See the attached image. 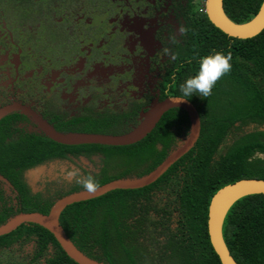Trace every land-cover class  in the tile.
Instances as JSON below:
<instances>
[{
    "label": "flooded vegetation",
    "instance_id": "flooded-vegetation-1",
    "mask_svg": "<svg viewBox=\"0 0 264 264\" xmlns=\"http://www.w3.org/2000/svg\"><path fill=\"white\" fill-rule=\"evenodd\" d=\"M202 13L205 14L204 0H0V107L13 103L27 106L59 131H127L153 103L182 95L179 84L194 75L200 57L213 49L226 54L224 50L230 45L225 47L216 35L189 34ZM178 25L189 29L186 35H179ZM164 48L175 53L177 59L171 60ZM173 74L175 84L169 89ZM255 86L264 91V84ZM244 95V85L233 88L231 83L221 80L211 96L201 98L193 94L185 98L197 113L199 131L203 122H232L216 144L212 160H218L248 132H262L256 135V140L264 142V122L252 121L247 116L248 111L242 105ZM170 109H176L178 115L170 121L172 135L166 153L188 129L185 110L172 107L165 112ZM184 116L186 127L182 122ZM0 132L5 142L24 134L44 136L36 123L20 111H11L0 118ZM255 158L264 164V149L254 150L250 159ZM53 160L60 161L55 175L69 165L97 180L102 168H109L100 152L66 151L62 156L44 159L21 170L29 197L52 204L56 198L82 189L66 177L67 183L61 185L62 192L55 198L48 200L40 191L32 192L26 173ZM182 181H166L172 186L169 192L176 203L175 192ZM165 188L151 189L137 197L136 211L130 212L122 223L136 236L133 242L141 250L138 264H169L167 255L159 257L167 241L185 237L178 231L183 229H177L182 212L167 204L151 205L152 194ZM20 200L18 190L9 181L7 184L0 180V207L15 212L20 208ZM21 242L16 240L0 249ZM28 242L33 243V249L25 264H46V259L54 254L55 247L48 242L34 258L38 251L35 237Z\"/></svg>",
    "mask_w": 264,
    "mask_h": 264
},
{
    "label": "trees",
    "instance_id": "trees-1",
    "mask_svg": "<svg viewBox=\"0 0 264 264\" xmlns=\"http://www.w3.org/2000/svg\"><path fill=\"white\" fill-rule=\"evenodd\" d=\"M261 1L222 0V9L231 21L240 23L256 13ZM189 34L200 37L216 35L224 42L225 47L230 45L223 50L232 54V69L221 80L231 83L233 88L244 85L246 95L242 105L248 111L247 116L252 121L264 122V91L255 86L264 84V27L252 37L232 38L213 26L202 13ZM208 41L207 39L205 42ZM177 115L176 109L168 110L143 138L121 146L65 145L34 134H24L5 142L4 135L0 132V174L21 196L20 208L15 212L45 213L48 210L50 201L43 202L28 196L20 173L21 170L44 159L62 156L66 151L100 152L109 168H102L100 171V178H97L99 184L118 177L137 176L148 172L166 155L172 135L169 129L172 124L170 121ZM238 115L239 113L236 117ZM182 118L186 127V118ZM229 125H232V122L201 123L194 145L146 186L110 190L100 196L64 207L58 221L66 236L79 250L98 261L106 264H138L136 260L139 259L141 250L135 246L133 238L136 236L129 230V226L122 225L124 218L130 212L136 211L134 201L137 197L151 189L172 187L167 180L182 179L175 194L177 211L183 213L180 216L182 222H178L177 229L182 228L183 230L178 231L185 237L183 236L182 240H168L159 257L164 258L163 253L167 255L169 264H220L206 232L207 205L211 195L219 187L240 178L264 179L263 161L258 158L250 159L254 150L264 149V142L256 140V135L263 134L260 131L244 134L240 141L233 142L218 160H212L211 154ZM146 198L150 200L149 197ZM15 212L0 207V223ZM221 232L225 245L237 264H264V194H249L235 200L225 213ZM32 237H35L38 248L34 258L40 255L50 242L55 251L46 259V264H76L64 253L48 230L33 223L21 224L9 233L0 235V247L9 246L20 239L28 241ZM135 247L136 252L133 251Z\"/></svg>",
    "mask_w": 264,
    "mask_h": 264
},
{
    "label": "water",
    "instance_id": "water-1",
    "mask_svg": "<svg viewBox=\"0 0 264 264\" xmlns=\"http://www.w3.org/2000/svg\"><path fill=\"white\" fill-rule=\"evenodd\" d=\"M205 14L209 22L227 36L249 38L259 33L264 27V0L256 13L240 23L231 21L223 12L222 0H204ZM179 107L188 117L186 135L181 138L148 172L141 175L124 176L111 179L99 185L95 193L78 189L56 198L45 213L39 211H17L0 223V235L9 233L21 224H37L48 230L64 253L77 264H106L79 250L66 236L58 221V216L67 205L100 196L114 189H135L155 181L172 163L185 154L195 143L199 133V120L195 109L187 100L178 103L168 97L155 102L142 114V119L129 130L119 133L59 131L43 120L29 107L13 103L0 107V118L11 111H20L30 117L41 133L61 144H101L121 146L134 143L143 138L167 109ZM0 180L8 184L0 174ZM249 194H264V179L244 177L219 187L211 195L206 214V232L209 244L220 264H237L230 255L222 237L221 226L229 206L238 198Z\"/></svg>",
    "mask_w": 264,
    "mask_h": 264
},
{
    "label": "clouds",
    "instance_id": "clouds-1",
    "mask_svg": "<svg viewBox=\"0 0 264 264\" xmlns=\"http://www.w3.org/2000/svg\"><path fill=\"white\" fill-rule=\"evenodd\" d=\"M177 31L179 35H186L189 29L183 25H178ZM163 52L169 56L171 60H176L177 55L170 49L164 48ZM232 54L229 51L224 53L221 51L212 50L210 54L200 57L198 61V69L194 75L187 77L183 83L179 84L181 96L171 97L178 103L184 102L185 98L191 97L193 94H198L201 98H207L212 95V89L216 83L225 75L229 74L232 69ZM175 74L172 76V83L168 85L171 89L175 84ZM62 174L74 180L83 190L88 193H95L99 187L98 181L91 174H83L79 168L74 166L64 165Z\"/></svg>",
    "mask_w": 264,
    "mask_h": 264
},
{
    "label": "rangeland",
    "instance_id": "rangeland-1",
    "mask_svg": "<svg viewBox=\"0 0 264 264\" xmlns=\"http://www.w3.org/2000/svg\"><path fill=\"white\" fill-rule=\"evenodd\" d=\"M59 162L53 160L26 173V178L28 177L27 180L32 187V192L40 191L43 196L48 197V200L49 198H55L57 194H61L62 188L60 187L62 184L67 183V178L61 175L62 171H59V174H54V172H57ZM48 165L51 166L47 167ZM51 168L52 170H50ZM173 185L175 186V184ZM166 188L163 191L156 190L152 194L151 205L164 206L167 204L171 209L177 210V203L173 198L172 192H169L171 187L168 186ZM32 244L31 242L23 241L17 244L14 243L4 250L0 249V264H25L28 259L27 254L33 249Z\"/></svg>",
    "mask_w": 264,
    "mask_h": 264
}]
</instances>
